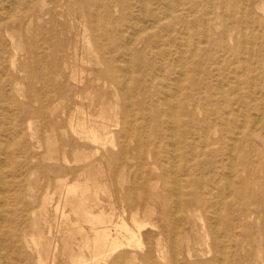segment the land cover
Returning <instances> with one entry per match:
<instances>
[{
    "label": "rangeland",
    "instance_id": "1",
    "mask_svg": "<svg viewBox=\"0 0 264 264\" xmlns=\"http://www.w3.org/2000/svg\"><path fill=\"white\" fill-rule=\"evenodd\" d=\"M0 264H264V0H0Z\"/></svg>",
    "mask_w": 264,
    "mask_h": 264
},
{
    "label": "bare ground",
    "instance_id": "2",
    "mask_svg": "<svg viewBox=\"0 0 264 264\" xmlns=\"http://www.w3.org/2000/svg\"><path fill=\"white\" fill-rule=\"evenodd\" d=\"M91 5H94L96 3L97 0H87ZM144 5V4H143ZM108 9L110 10L111 9V4H109L108 6ZM89 13L87 15H84V18L90 20L89 18ZM244 34V33H243ZM224 36V35H223ZM135 38V37H134ZM128 53V52H127ZM160 53V52H159ZM183 60V59H182ZM163 63V62H162ZM111 69V68H110ZM112 73V72H111ZM183 75V74H182ZM118 83V82H117ZM125 93V92H124ZM171 109V108H170ZM261 116V115H260ZM134 117V116H133ZM171 117V116H170ZM171 119V118H170ZM174 125V124H173ZM102 129H103V135L104 138L103 140L99 137V134H98V131H90L86 128V124L85 123H78L77 127H73L74 128V132L76 133H80V134H83L87 137H89L92 141H94L95 143H102V142H105L108 140V129L105 125H102L101 126ZM72 129V128H71ZM172 130V129H171ZM173 135V134H172ZM173 137V136H172ZM175 139V138H174ZM102 140V141H101ZM129 140V139H128ZM127 140V141H128ZM124 150V149H123ZM175 156V154H174ZM233 167V166H231ZM173 168V167H172ZM173 172V171H172ZM230 172V171H229ZM233 172V171H232ZM231 176V175H230ZM177 183V181H176ZM2 185V184H1ZM176 186V185H175ZM67 187V186H66ZM67 189V188H66ZM178 192V191H176ZM177 194V193H176ZM4 204V203H3ZM56 209V208H54ZM57 213V212H56ZM218 220V219H217ZM123 229H126L125 227H121ZM131 235V239L133 240H136V238L138 237L135 233H131L130 231H128ZM96 234H98V237L95 241V247L97 248V250L101 249L102 246H105L107 245L108 241L110 240V237H109V233L107 232L106 229H102L101 231L97 232ZM4 242V241H3ZM3 246V245H2ZM123 249V248H122ZM4 250V249H3ZM174 256V255H173ZM222 262V261H221Z\"/></svg>",
    "mask_w": 264,
    "mask_h": 264
}]
</instances>
